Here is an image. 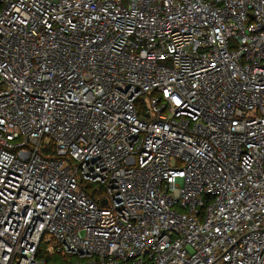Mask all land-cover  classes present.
I'll list each match as a JSON object with an SVG mask.
<instances>
[{
  "label": "built area",
  "instance_id": "1",
  "mask_svg": "<svg viewBox=\"0 0 264 264\" xmlns=\"http://www.w3.org/2000/svg\"><path fill=\"white\" fill-rule=\"evenodd\" d=\"M0 264H264V0H0Z\"/></svg>",
  "mask_w": 264,
  "mask_h": 264
},
{
  "label": "trees",
  "instance_id": "2",
  "mask_svg": "<svg viewBox=\"0 0 264 264\" xmlns=\"http://www.w3.org/2000/svg\"><path fill=\"white\" fill-rule=\"evenodd\" d=\"M88 189L92 190V189H94V186L89 185V186H88ZM49 259H50V258H49ZM54 259H55V258H54ZM51 260H53V259L51 258Z\"/></svg>",
  "mask_w": 264,
  "mask_h": 264
}]
</instances>
